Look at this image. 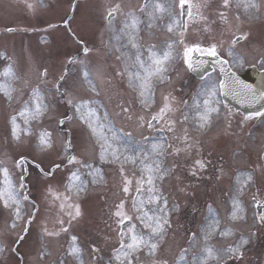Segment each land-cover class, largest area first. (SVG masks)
<instances>
[{
  "label": "rangeland",
  "instance_id": "rangeland-1",
  "mask_svg": "<svg viewBox=\"0 0 264 264\" xmlns=\"http://www.w3.org/2000/svg\"><path fill=\"white\" fill-rule=\"evenodd\" d=\"M13 1L0 0V29L3 30L0 85H7L11 90V98L0 91V169L8 170L19 192L20 215H16L17 205L10 203L6 207L0 200V247L5 248L8 258H1L0 264H126L123 256L116 259L121 226L114 213L124 200L123 211L132 217L123 226L125 243L130 241L129 223L136 225L137 232L147 235L149 230L136 219L139 213L133 210L132 203L133 197L147 196L146 191L137 193L136 188L139 181L147 178L144 164L154 161L167 170L164 179L156 180L155 185L167 198L170 226H166L164 239L155 253L149 254L146 247L141 248L133 254V264H193L194 259L204 257L205 246L214 251L223 250L240 245L242 240L247 241L241 247L242 259H229L217 252L206 264H264V220L260 218L262 215H256L251 202L253 198L264 200V116L247 121L233 115V129H237L233 137L227 128L228 118L220 121L214 117L215 112L211 114L214 121L201 129L194 102H201L202 111L206 97L200 94L205 81L217 85V77L209 75L196 80L182 64L181 56L186 45L215 43L224 54L233 53L234 68L241 69L251 62L264 68V0H252L257 7L247 10L244 4L248 0H229L230 11L228 6L224 7V0H189L200 5L199 9L193 7L199 16L192 18L181 34L177 33L179 9L168 7L173 0H152L143 11L141 0H77L67 26L64 20L72 0H15L18 4ZM156 4L166 10L157 11ZM113 8L117 9L116 16L107 21L106 16ZM226 17L230 19V26L226 24ZM133 18L137 21L136 28H125ZM8 27H14L15 32H4ZM235 36L246 38L235 41L232 51L230 41ZM131 37L134 39L130 42ZM80 42L87 47V52L80 51ZM133 42L139 45V55L146 68L155 67L152 59H163L165 53L169 54L162 64L166 70L151 77V99L144 104L140 88L129 84V71H138L141 77L145 75L136 63L138 50L132 48ZM74 53H78L77 59L68 62ZM9 69L10 75L6 76ZM43 70H47L46 77ZM37 87L44 93L48 110L33 120L21 112L32 106L29 102ZM165 97L169 98L171 110L149 127L148 122L164 107ZM68 99L92 102L90 106L99 118L96 122L107 125L105 135L111 149L118 150L119 160L112 157L111 149L101 159L103 141L97 142L98 138L80 120L75 108L67 103ZM217 106L215 97L212 107ZM123 108L128 112H123ZM69 113L70 118L66 119ZM12 117H16L19 139L12 136ZM61 118L64 123L59 125ZM65 129L70 131L72 145L67 151ZM243 130L248 132L244 137L239 133ZM42 131L52 134L54 147L50 150L42 151L38 146ZM157 140L163 149L158 155L151 153ZM186 144L190 147L182 148ZM71 151L79 163H68ZM144 153H149L146 160ZM21 156L40 164L45 171L53 164L60 167L54 168L51 175H42L28 165L24 182L28 186L27 196L36 203V211L20 243L22 234L17 236L34 210L33 204L24 199L25 186L20 188L23 166L18 167L17 160ZM197 160L211 161L209 165L214 168L201 169ZM83 164L92 166L93 175L88 174L89 169ZM221 165L225 174L220 180L217 175L221 178L223 172L215 170ZM77 170L86 184V190L79 195L67 188L70 174ZM213 172L217 175L212 176ZM125 179L132 182L128 193L122 190ZM3 180L4 174L0 171V188L4 186ZM103 189L115 191L112 203L104 201L114 193L104 195ZM102 196L100 206L96 207ZM234 201L242 210L235 219ZM77 204L81 215L72 219L68 213L74 215L75 209L70 206ZM98 208L103 209L98 211ZM94 219L108 226L97 231L99 226L91 223ZM209 225L215 231H210ZM63 228L67 231H62ZM73 236L77 238L75 242ZM14 242H17L16 250ZM73 243L79 247V254L70 253Z\"/></svg>",
  "mask_w": 264,
  "mask_h": 264
},
{
  "label": "snow or ice",
  "instance_id": "snow-or-ice-1",
  "mask_svg": "<svg viewBox=\"0 0 264 264\" xmlns=\"http://www.w3.org/2000/svg\"><path fill=\"white\" fill-rule=\"evenodd\" d=\"M229 4V0H224V7H227ZM147 5H145L146 7ZM119 6H117L118 8ZM169 8L175 10L176 8L179 9V17L183 18L185 16L191 18L193 17L192 8L195 7L199 9L200 5H193L189 2V0H178V4L176 3V0H173L172 4L168 6ZM245 10L249 8L257 7L255 3L252 2V0H248L244 4ZM155 9L157 11L163 12L166 9L161 6L160 4L155 5ZM144 10L143 8L141 9ZM117 9L113 8L108 12V19L111 20L114 18L116 14ZM131 15V14H130ZM199 16V13H197ZM203 19V17H199ZM221 18L223 19V13H221ZM137 21L135 18L131 21V24H125V28H136ZM186 28V25H184ZM168 30L172 31L171 24L168 26ZM123 31V29L121 30ZM246 38V37H241ZM117 40L120 39V37H116ZM134 39V37L130 38L131 40ZM235 39V38H234ZM181 43H183V40H181ZM132 48H135L138 50V54L135 57L137 65L144 70L145 75L141 77L140 72H128L129 76V84L132 86H138L140 88V97L143 98L141 100V103L144 104L145 100L151 99V92H150V80L152 76L161 74L165 69L162 67V64L165 60L169 58V54L165 53L163 59L161 58H155L152 59L153 65H155L154 68H146L144 61L141 59V56L139 55V45L137 43H132ZM88 49L85 48V52H87ZM198 53L200 56H208V57H218V46L215 43H212L208 46H202L199 43H194L190 46H185L183 48V60L186 64L187 68L189 70H194L195 68L199 67L200 64L205 63V61L200 60L197 61L194 58V54ZM155 54H152V57H154ZM150 57V59L152 58ZM222 65L227 64V61L220 60L219 61ZM223 70V69H222ZM5 75H10V69L5 72ZM43 75L47 76V70L43 73ZM234 75V74H233ZM88 76V73L85 72V77ZM163 78V77H161ZM64 77H60V81H63ZM137 82L138 85H137ZM60 84L57 82L56 90L59 91ZM225 91L226 93L228 91H231L234 95L239 96L242 100H248L251 98L253 101L257 99H264V93H261L259 97H257L254 90H252L250 85L243 84L238 79H232L231 77L227 80H221L219 81V87H217L216 83L213 81H205L203 92L200 95H203L206 97L203 99L202 102V108L201 111V102L199 100H196L194 102V107L197 109L196 115L199 120V127L201 129L207 127L211 123V114L214 112H218L219 108L212 107V104L215 102V97L217 95L218 91ZM0 91H3L5 95H8L9 98H11V90L7 85H0ZM45 91H48L45 89ZM93 91L95 89L93 88ZM174 99V98H173ZM169 98L165 97V105L162 107L159 111L158 115H154L152 117V120L148 122V126L152 127V122L156 121L158 119H161L163 116L166 115L168 111L171 110L170 102H168ZM32 106L31 107H25L23 112H21V115H25L30 119H39L45 112L48 110V105L45 103V96L44 93L41 91L39 87L33 89L32 91V100L29 102ZM67 103L69 105H72L76 112L79 114V118L81 121L84 122V124L87 125V127L91 130L92 134L98 138V143L100 141H103V143L100 144L101 147V159H104L105 153L109 152L111 149V145L108 142V137L105 135L104 129L107 127L104 123H97L98 117L96 115L95 108L91 107V101H79L74 102L72 99H68ZM187 103V102H185ZM147 107L148 105L145 104ZM123 112L127 113L128 109L123 108ZM66 116V114H65ZM262 117L264 116V112H255L252 113L249 116H245L244 119L248 120L253 117ZM188 117L185 116V119ZM141 119H143L141 117ZM25 123H28V119L25 120ZM60 124L64 123V119H61L59 121ZM172 123V122H170ZM12 136L15 139H19L18 135V126L16 125V117H12ZM171 127H169V131H171ZM114 139V136H113ZM188 137L185 135V140H187ZM38 146L42 151L50 150L54 147L53 141H52V134L48 131H42L39 134L38 139ZM71 140H69L65 146V150L67 151L68 148H71ZM131 151H135V149H131ZM143 151V150H141ZM163 149L159 144H153L151 148L152 154H159L162 152ZM176 151H179L177 149ZM117 149H111V155L114 159L119 160L121 157L117 154ZM149 153H144L145 160L147 159ZM125 159H134V157H125ZM26 162L25 157L21 156L20 159L17 161V166H22ZM77 161V157L75 155H71L68 157V163H73ZM141 163H144L142 160ZM196 164L199 165L201 169L205 168V163L197 160ZM84 168L89 169V175H93L94 170L92 169V166L90 164H83ZM39 167V165H37ZM60 167L59 164H54V168L58 169ZM144 169L148 173L146 179H142L138 182V187L136 188L137 193L141 192H147V196L143 199L133 197V203L132 207L133 210L139 215H137L136 219L140 222L141 225L145 229H148L147 235H145L142 232L136 231V225L130 224L127 229V234H130V241L128 243L124 242L123 237L126 235L123 226L125 225V222H130L132 220V217L127 215L123 209L125 207L124 201H121L120 204L117 206V211L114 213V215L119 218L118 223L121 226V242H120V248L117 250L116 259L120 260L121 256L124 257L126 264H133L134 256L133 254L137 252L141 248H147L149 254L155 253V251L158 248V245L161 241H163L165 236V228L166 226H170V222L168 219V201L166 197L162 196V193L156 188L155 181L156 180H163L165 177V172L167 170L161 169L158 161H154L151 164H144ZM0 171L4 174V180H3V187L0 188V200H3L4 205L10 206L11 204L17 205L16 207V215H20V200L17 198L19 195V192L15 189V187L12 184L11 179L9 178L8 170L6 168L0 169ZM43 172V169H41ZM123 172V169H121ZM46 175H51V173H45ZM24 175L22 174L20 176V188H24ZM248 179L250 180L251 177L249 176ZM132 182L130 180L125 179L123 192L128 193L130 191L129 185ZM145 185H148V187L145 189ZM67 188L69 191L75 190L76 194L79 195L80 193L84 192L86 190V184L81 180V176L79 175V170L72 172L69 177V184L67 185ZM24 199L27 200L28 196L25 195ZM65 199H68V197H65ZM234 208H233V219H235L240 211H242L239 207V204L234 201ZM257 203H260L259 201ZM154 205L155 207L152 208L150 206ZM63 207V205H61ZM74 207L75 212L74 215L72 212H69L68 215L72 217V219H75L76 217H79L81 215L80 206L74 205L70 206ZM209 211L211 212L212 209L209 207ZM262 220H264V215L260 217ZM31 222V221H30ZM61 224H63V221H60ZM210 231H215V227L213 225H209ZM27 231V229H25ZM47 231V229H45ZM62 231H67L66 228H63ZM48 235H54V233H48ZM76 237H72V241H76ZM193 239H195V234H193ZM208 237L205 236V240H207ZM247 243V241L242 240L240 245H236L235 247L229 246L227 249L223 250H216L214 251L211 247L205 246L204 248V257L201 259H194L193 264H206L207 259L212 258L217 254V252H222L225 256H228L229 259H242L243 258V251H241L242 244ZM93 251H97L95 248H93ZM80 249L73 243V246L70 248L71 254H79Z\"/></svg>",
  "mask_w": 264,
  "mask_h": 264
},
{
  "label": "water",
  "instance_id": "water-1",
  "mask_svg": "<svg viewBox=\"0 0 264 264\" xmlns=\"http://www.w3.org/2000/svg\"><path fill=\"white\" fill-rule=\"evenodd\" d=\"M194 58L197 61H200V60L205 61V63L200 64L199 67L195 68L194 70H191L193 73H196L197 75L200 74V73H203L206 70V64L216 63L217 59H218L217 57L216 58H214V57L212 58V57H208V56L194 57ZM222 69L221 70H222V74H223V77H224L223 80H227L230 77L233 78V79H238L243 84L250 85L252 90H254V92L256 93L257 97H259L260 94L263 92L264 77L262 75V72L258 73L256 71H254L253 68H250L244 74L237 75V74L233 73L234 75L232 76V73H230L226 67H223ZM231 95H232L231 91H228L227 93L225 92V96L230 102H232L231 100L233 98V106H235L237 108H240L243 111H248V110L259 111L262 108V104L264 103V100L261 99L262 103L258 104L254 108H252L253 104H251V101H253V100L251 98H249L248 100H242L237 95L233 94V97ZM258 100H260V99H258Z\"/></svg>",
  "mask_w": 264,
  "mask_h": 264
},
{
  "label": "bare ground",
  "instance_id": "bare-ground-1",
  "mask_svg": "<svg viewBox=\"0 0 264 264\" xmlns=\"http://www.w3.org/2000/svg\"><path fill=\"white\" fill-rule=\"evenodd\" d=\"M154 144H159V145L161 146V141L158 140V141L155 142ZM98 206H99V202H97V204H96V207H98ZM102 209H103V208H102ZM102 209H99V208H98V211H101ZM98 211H97V212H98ZM134 213H135V212H134ZM135 214H136V213H135ZM92 220H93V218H92ZM96 220H97V219H94V221H92V223H93V224L95 223V224H97V225L99 226V224L95 222ZM95 224H94V225H95ZM105 226H108V224L105 223ZM98 229H100V230H101V229L104 230L103 227H101V228L97 227L95 230L98 231ZM105 232H106V231H105Z\"/></svg>",
  "mask_w": 264,
  "mask_h": 264
}]
</instances>
